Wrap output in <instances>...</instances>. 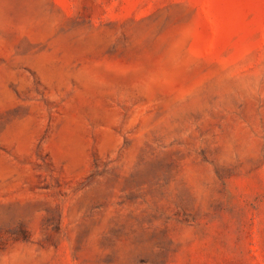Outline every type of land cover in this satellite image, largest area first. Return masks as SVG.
Here are the masks:
<instances>
[{
  "label": "rangeland",
  "instance_id": "374dc122",
  "mask_svg": "<svg viewBox=\"0 0 264 264\" xmlns=\"http://www.w3.org/2000/svg\"><path fill=\"white\" fill-rule=\"evenodd\" d=\"M0 264H264V0H0Z\"/></svg>",
  "mask_w": 264,
  "mask_h": 264
}]
</instances>
